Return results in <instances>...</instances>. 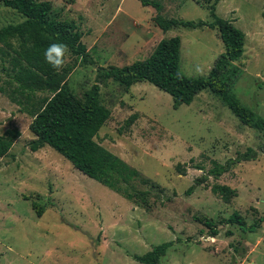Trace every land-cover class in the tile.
Listing matches in <instances>:
<instances>
[{
  "label": "rangeland",
  "instance_id": "obj_1",
  "mask_svg": "<svg viewBox=\"0 0 264 264\" xmlns=\"http://www.w3.org/2000/svg\"><path fill=\"white\" fill-rule=\"evenodd\" d=\"M44 1L52 5V18L78 25L88 51L89 64L73 68L75 59H65L67 84L78 99L96 83L99 68L145 60L162 39L180 38V71L189 78L206 77L223 52L217 30L162 32L153 23L155 9L136 0ZM156 1L164 18L211 21L214 0ZM215 14L245 35L230 93L264 119V0H220ZM22 21L0 4V28ZM9 52L0 44V136L16 130L19 137L0 158V264H140L133 256L168 242L160 264H264V131L242 125L210 91L173 109L172 98L146 82L128 90L112 80L100 83L110 117L95 141L150 181L129 182L150 192L147 211L81 174L50 147L29 150L31 118L7 95L15 87L8 84ZM247 149L255 160L235 164L217 180L207 177L212 161L225 164ZM217 186L233 191L229 202L211 192ZM33 203L43 208L40 217ZM234 213L246 226L263 221L255 233H242L224 223Z\"/></svg>",
  "mask_w": 264,
  "mask_h": 264
},
{
  "label": "trees",
  "instance_id": "obj_2",
  "mask_svg": "<svg viewBox=\"0 0 264 264\" xmlns=\"http://www.w3.org/2000/svg\"><path fill=\"white\" fill-rule=\"evenodd\" d=\"M137 1L142 7L155 9L153 23L162 32L175 28L217 30L223 44V52L217 57L206 77L189 78L181 73V40L175 36L162 39L145 60L135 61L123 67L99 68L96 83L78 99L67 84L70 71L66 69L65 62L63 68L56 71L46 63L44 53L49 45L62 43L67 46L65 59L67 55L75 59L74 68L79 64L90 63L88 51L81 42L82 34L78 25L73 21L52 18V5L44 0H0L1 5L23 18L20 23L0 28V44L13 53L8 84L15 87L7 93L9 100L19 107L21 113L31 118L28 128L34 138L28 143L29 150L37 152L46 146L50 147L81 174L127 200L139 201L145 210L149 211L150 192L134 190L129 182L139 178L140 184L148 186L150 181L141 178L136 170L131 169L123 160L95 141L99 130L110 117L109 110L100 102V83L112 80L128 90L136 83L146 82L169 95L173 109L182 105L188 106L201 92L210 91L242 125L262 132L264 119L243 106L235 95L230 93L231 86L239 74L233 63L243 55L245 35L230 20L215 14V7L220 0H214L209 6L210 22L167 19L161 15L163 6L158 1ZM13 42L16 43V48ZM9 53L7 55H10ZM1 91L4 92L2 89ZM18 137L19 132L16 130H8L0 136V158L8 154ZM262 152L264 153V147ZM255 159L256 153L247 149L225 164L212 161V168L207 177L217 180L235 164ZM207 177L195 179L194 186L189 187L185 195L190 196L195 186L205 183ZM151 187L158 189L156 185ZM211 192L219 195L224 203L229 202L230 197L234 195L227 186L213 187ZM32 209L38 217L43 213V208L35 203L32 204ZM262 221L261 218L246 226L238 214L234 213L224 223L238 225L242 233H255ZM206 225L210 228V237H216L217 230L212 229L211 223L206 222ZM228 234L231 235V232ZM171 246L170 242L156 245L143 255L133 256V259L140 264H160V259Z\"/></svg>",
  "mask_w": 264,
  "mask_h": 264
},
{
  "label": "clouds",
  "instance_id": "obj_3",
  "mask_svg": "<svg viewBox=\"0 0 264 264\" xmlns=\"http://www.w3.org/2000/svg\"><path fill=\"white\" fill-rule=\"evenodd\" d=\"M67 46L62 43H54L45 50L44 58L54 70L59 71L63 68Z\"/></svg>",
  "mask_w": 264,
  "mask_h": 264
},
{
  "label": "crops",
  "instance_id": "obj_4",
  "mask_svg": "<svg viewBox=\"0 0 264 264\" xmlns=\"http://www.w3.org/2000/svg\"><path fill=\"white\" fill-rule=\"evenodd\" d=\"M137 1V0H136ZM152 8V7H151ZM159 29V28H158ZM160 30V29H159ZM46 147H48V146H46Z\"/></svg>",
  "mask_w": 264,
  "mask_h": 264
}]
</instances>
